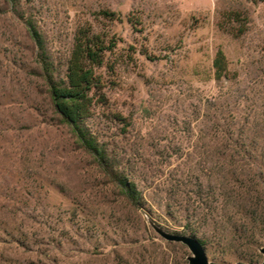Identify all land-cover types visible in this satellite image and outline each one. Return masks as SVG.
Instances as JSON below:
<instances>
[{"label": "rangeland", "instance_id": "374dc122", "mask_svg": "<svg viewBox=\"0 0 264 264\" xmlns=\"http://www.w3.org/2000/svg\"><path fill=\"white\" fill-rule=\"evenodd\" d=\"M27 4L57 63L80 28L115 44L108 56L112 69L100 71L105 112L119 114L129 127L105 119L99 125L119 161L131 163L134 157L146 194L157 196L156 188L183 172L187 161L205 154L211 161L221 154V132L243 126L245 116L252 129L249 140L263 134L264 3ZM230 10L249 14L248 32L240 39L217 27L220 15ZM103 11L114 19H105ZM218 50L232 79L224 84L213 78ZM34 52L22 25L0 12V264H183L181 257L187 263L189 251L170 252L147 217L124 200L59 123L35 71ZM224 261L245 263L234 256Z\"/></svg>", "mask_w": 264, "mask_h": 264}, {"label": "trees", "instance_id": "16d2710c", "mask_svg": "<svg viewBox=\"0 0 264 264\" xmlns=\"http://www.w3.org/2000/svg\"><path fill=\"white\" fill-rule=\"evenodd\" d=\"M250 2L263 4L264 0ZM0 12L22 25L34 44L35 71L59 123L132 208L162 231L193 239L206 256L220 264H225L228 256L247 264L262 262L259 249L264 246V131L254 139L261 140V144L250 141L252 129L245 116L243 126L221 132V154L211 161L208 154L198 161H187L183 172L177 171L162 189L156 188L157 196H150L140 189L134 157L131 163L119 161L99 125V120L105 119L110 125L129 127L119 114L105 112L106 82L100 71L112 69L108 56L114 54L115 44L91 28H80L69 52L57 63L27 0H0ZM100 15L109 20L115 17L106 11ZM250 23L247 11L230 10L220 15L217 27L233 39H240ZM212 69L216 83L232 80L221 50L215 54ZM164 243L170 252L180 249L185 253L182 244Z\"/></svg>", "mask_w": 264, "mask_h": 264}, {"label": "water", "instance_id": "95a60500", "mask_svg": "<svg viewBox=\"0 0 264 264\" xmlns=\"http://www.w3.org/2000/svg\"><path fill=\"white\" fill-rule=\"evenodd\" d=\"M153 230L166 242L179 243L182 244L190 253V255L186 258L188 264H217L213 262H209L208 258L205 254V251L196 241L189 237L173 235L162 231L161 229L155 227L151 224ZM259 253L262 256V262L260 264H264V246L259 249ZM235 264H247V263H235Z\"/></svg>", "mask_w": 264, "mask_h": 264}]
</instances>
